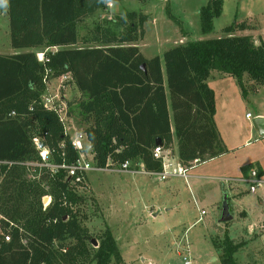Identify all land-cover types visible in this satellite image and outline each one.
Here are the masks:
<instances>
[{
    "label": "trees",
    "instance_id": "1",
    "mask_svg": "<svg viewBox=\"0 0 264 264\" xmlns=\"http://www.w3.org/2000/svg\"><path fill=\"white\" fill-rule=\"evenodd\" d=\"M4 4L9 45L15 52L0 54V264H120L121 254L108 229L96 248H89L92 238L77 208L84 197L73 192L75 178L63 168L51 174L48 164L34 165L40 163L36 142L49 150L50 165L69 166L79 160L64 122L43 104L46 82L68 74L78 89L80 96L68 102L67 115L75 111L86 124L82 133L91 146L94 168L104 169L108 161L117 167L129 160L155 173L161 170V160L152 157L157 139L171 151L176 138V156L183 165L224 152L213 118L214 91L207 79L211 71L229 75L243 96L244 76L255 86H264V43L256 45L249 35H235L247 26L234 20L224 28L223 37L188 41L146 59L136 42L144 36L148 17L135 10L95 25L92 35L79 41L77 23L106 9V4L99 0ZM222 8V0H208L200 8L203 35L213 30V19ZM166 15L180 26L169 7ZM39 47L46 50L38 60L33 50ZM251 168L263 176L257 164L241 167V174L246 176ZM45 195L51 202L43 208ZM241 245L225 236L220 263L239 264L234 254Z\"/></svg>",
    "mask_w": 264,
    "mask_h": 264
},
{
    "label": "rangeland",
    "instance_id": "2",
    "mask_svg": "<svg viewBox=\"0 0 264 264\" xmlns=\"http://www.w3.org/2000/svg\"><path fill=\"white\" fill-rule=\"evenodd\" d=\"M207 1H115L112 8L106 6L94 16L79 21L78 38L81 41L90 37L95 25L135 10L148 17L143 24L144 36L136 42L146 59L161 56L171 47L186 45L188 41L223 37L224 28L234 20L236 24L247 26L244 31L237 30L235 35H249L256 45L264 43V0H222V12L213 19V30L203 35L199 10ZM166 6L178 18L180 26L167 18ZM44 50L43 47L33 50L38 60ZM14 52L9 45L6 4H0V54ZM161 63L164 75V63ZM214 73L217 77H210L208 81L216 99L215 127L224 150L221 158L192 167L187 172V182L176 176L160 181L143 174L91 169L84 172V185L75 189L84 197L77 207L82 226L97 245L108 229L121 254L120 264H183L184 257L192 264H221V242L225 236L234 243L250 240L235 254L239 264L247 261L248 264H264V186L256 188L257 193H250L249 185L240 181L241 167L259 162L264 169V134L260 135L252 122L255 117L264 118V86H255L244 76L246 95L243 96L233 77ZM46 85L42 99L62 105V110L66 105L65 111L69 108L68 102L80 96L70 76L48 80ZM247 112L252 119H246ZM63 122L70 138L82 132L86 125L77 119L75 111ZM90 155L91 151H85L84 159L93 168ZM225 180L229 183L224 184ZM225 197L232 219L221 223ZM200 211L205 214L201 215ZM249 227L251 232L247 234ZM252 229L261 235L253 234ZM181 240L189 251L182 250ZM180 243V249H176V244ZM88 246L96 248L92 243Z\"/></svg>",
    "mask_w": 264,
    "mask_h": 264
},
{
    "label": "built area",
    "instance_id": "3",
    "mask_svg": "<svg viewBox=\"0 0 264 264\" xmlns=\"http://www.w3.org/2000/svg\"><path fill=\"white\" fill-rule=\"evenodd\" d=\"M64 76H69V75L65 74ZM42 101H43V104H45V106L48 109L53 110L58 114L62 122L63 120H65V118L67 117V111H65L66 105H64L63 107V110H64L63 112L62 107H61L62 105L55 104V102L51 101V99H45V100L42 99ZM11 115H14V112H12ZM245 117L246 119L253 118L252 115L248 112L245 115ZM70 141L72 142V145L77 151L78 156H79L78 158L79 160L76 162V164L69 165V166H66V164H61L60 166L50 165L49 160H48L49 155H50L49 150L45 147H42L41 149H39L38 145L40 144H38V142L35 141L36 146L39 150L38 157H39L40 163H35L34 165L38 167H42L48 164L47 167L50 169L51 174L56 173L58 169H61V168L66 169L68 175L70 177L75 178V180L72 182V186L74 187L73 192L76 193L77 195L78 193L76 192L75 189L82 187L85 183V178L83 177L84 172L91 170V169L108 170L111 172H117V171L129 172L132 174H135L136 172H138V170L139 171L142 170L141 171L142 173H145L148 176L155 177L157 180L164 181L173 176L183 177L187 179L188 178L187 172L192 167L205 162V159L202 160L200 158H196L192 160L191 162H189L187 165H183L179 161L178 157L172 156L170 150H165L161 146H156L152 151V157L161 160V170L155 173H149L145 171L144 165L142 163L134 164L133 162L129 160L117 165V167H115L110 161H108L106 168L96 169L94 167L92 168L91 163L87 162L84 159L85 151L92 150L90 144L86 140L85 135L82 132L75 133L74 137L70 138ZM90 157H91L90 159L93 161L92 154L90 155ZM135 167L136 169H134ZM244 182H246L249 185L248 192H251V193H254L256 188H260L264 186V181L261 179V177L258 176V173H256V168H251L248 171V176L244 179ZM50 202H51V198L48 195L43 196V199H42L43 208L47 207L50 204ZM201 214L204 215L205 212L201 211ZM9 240H10V236L6 234L5 241H9ZM183 260H184L183 264H192L190 260L187 259L186 257H184Z\"/></svg>",
    "mask_w": 264,
    "mask_h": 264
},
{
    "label": "crops",
    "instance_id": "4",
    "mask_svg": "<svg viewBox=\"0 0 264 264\" xmlns=\"http://www.w3.org/2000/svg\"><path fill=\"white\" fill-rule=\"evenodd\" d=\"M214 74H219V73H214ZM215 76L217 77V75H213V71H211L210 72V75H209V77H208V79L211 77V78H215ZM208 79H207V84L210 86V84H209V81H208ZM211 87V86H210ZM212 88V87H211ZM213 89V88H212ZM214 91V90H213ZM166 93H167V90H166ZM167 95H168V93H167ZM214 99H215V94H214ZM216 100V99H215ZM171 115H172V113H171V108H170V104H169V117H170V119H171ZM213 118H214V116H213ZM172 120V119H171ZM214 122H215V118H214ZM171 132H173V123L171 124ZM174 138V137H173ZM177 141H176V138H174V145H173V150H171V154H172V156H174V157H177L176 156V149H177ZM222 157V154L221 155H218V156H216V157H210V158H205L206 160H205V163L206 162H209L210 160H215V159H217V158H221ZM141 163V162H140ZM139 164V163H138ZM249 164H252V163H249ZM254 164V163H253ZM255 164H257V166L260 168V170H261V172L263 173V176L261 177V179L264 181V169L262 168V166H261V164L259 163V162H257V163H255ZM142 170H138V172H136L135 173V175L136 174H143V175H145V176H148L147 174H145V173H142L141 172ZM248 176V174L246 175V176H244L243 174H242V177L240 178V181H243L244 182V179L246 178ZM177 177V176H176ZM180 178H183V177H180ZM154 179H156V178H154ZM169 179V178H168ZM168 179H166V180H168ZM184 179V181H188V178L187 179H185V178H183ZM157 180V179H156ZM166 180H164V181H166ZM227 183H229V182H226V180L224 181V184H227ZM223 187H224V185H223ZM251 193V192H250ZM254 193H257L256 192V190L254 191ZM201 212V211H200ZM202 215V214H201ZM245 215V214H244ZM153 217H155V215H153ZM198 220H200V218L198 219ZM197 220V221H198ZM196 221V222H197ZM250 228V227H249ZM247 230V229H246ZM253 230V229H252ZM251 232V228L250 229H248L247 230V234H249ZM255 231L253 230V234H256V235H261V233L259 234V233H254ZM247 241H250V240H247ZM247 241L245 240H242V241H238V242H236V244L237 243H242V245H241V247H239L238 248V251L240 250V249H242V248H244V246L246 245V243H247ZM183 242V240H181V243ZM181 243H180V245L179 244H176V246H175V248L176 249H180V246H181ZM184 243V242H183ZM185 244V245H184ZM184 244H182L183 245V247H181L182 248V250H184L185 252L186 251H189L188 250V245L186 244V243H184ZM237 251V252H238ZM236 252V253H237ZM235 253V254H236ZM189 254V252L187 253V255ZM235 254H234V257H235ZM235 259H236V257H235ZM241 264V263H240ZM244 264H248V261L247 262H245Z\"/></svg>",
    "mask_w": 264,
    "mask_h": 264
},
{
    "label": "water",
    "instance_id": "5",
    "mask_svg": "<svg viewBox=\"0 0 264 264\" xmlns=\"http://www.w3.org/2000/svg\"><path fill=\"white\" fill-rule=\"evenodd\" d=\"M142 68L144 69V66H142ZM252 122H253V126L258 131V133L260 135L264 134V118L263 117H255ZM156 145L161 146V142L159 139L156 140ZM42 147H44V144L41 143L40 145H38L39 149H41ZM221 212H222V216L220 218L221 223H227L232 219V216H231L230 211L228 209L226 197L223 199L222 206H221ZM91 243L93 246L97 245L96 244L97 242L94 240H91Z\"/></svg>",
    "mask_w": 264,
    "mask_h": 264
},
{
    "label": "clouds",
    "instance_id": "6",
    "mask_svg": "<svg viewBox=\"0 0 264 264\" xmlns=\"http://www.w3.org/2000/svg\"><path fill=\"white\" fill-rule=\"evenodd\" d=\"M99 2L106 4L108 8H112L114 6L115 0H99ZM4 3H6V0H0V4Z\"/></svg>",
    "mask_w": 264,
    "mask_h": 264
}]
</instances>
